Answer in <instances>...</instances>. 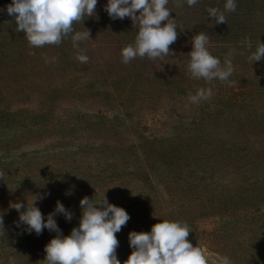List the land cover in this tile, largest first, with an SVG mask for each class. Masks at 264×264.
Masks as SVG:
<instances>
[{
    "label": "rangeland",
    "instance_id": "rangeland-1",
    "mask_svg": "<svg viewBox=\"0 0 264 264\" xmlns=\"http://www.w3.org/2000/svg\"><path fill=\"white\" fill-rule=\"evenodd\" d=\"M10 3L0 0V264L9 257L45 264L44 247L56 233L17 228L11 207L45 193L35 201L45 218L57 200L73 213L71 221L55 217L64 235L78 226L84 196L123 207L130 219L116 233L121 264L132 251L129 232L150 231L163 218L186 222L187 239L209 264L218 255L264 264V58L252 64L241 43L249 39L254 51L264 42V0H236L220 24L206 10H222L225 0L192 7L169 0L182 30L172 54L127 64L121 48L138 29L128 17L112 20L107 0L73 25L90 30L91 39L79 42L83 63L71 36L30 48L7 14ZM201 31L221 63L235 50L230 86L188 72L191 38ZM200 87L212 96L193 104L189 94Z\"/></svg>",
    "mask_w": 264,
    "mask_h": 264
},
{
    "label": "clouds",
    "instance_id": "clouds-1",
    "mask_svg": "<svg viewBox=\"0 0 264 264\" xmlns=\"http://www.w3.org/2000/svg\"><path fill=\"white\" fill-rule=\"evenodd\" d=\"M199 0H186L189 7L198 4ZM98 0H11L6 5L7 14L14 16L16 31L24 32L30 48L44 45L60 44L64 38L71 36L72 46L77 49L76 58L87 62L88 56L80 48V41L90 38V30L74 31L75 22L84 17H92ZM169 0H107L105 11L112 20L128 17L138 29L132 43L121 48L122 62L130 63L136 57L155 60L172 54L170 45L178 37L176 19L170 15L167 7ZM236 0H225L223 9L207 8V16L215 19L216 24L226 22V13L236 10ZM3 11V9H0ZM137 11L139 14H137ZM166 21V23H163ZM181 30V29H180ZM182 31V30H181ZM250 50L248 60L258 62L264 58V42L259 40L254 51H251L249 39L241 41ZM192 48L188 54L187 70L191 77L206 82L219 80L228 84L234 72L230 49L223 63L209 49V35L201 31L191 38ZM31 55L32 52L29 51ZM54 59V58H53ZM47 62V58H46ZM212 89L200 87L195 94H189L193 104L209 100ZM47 193L35 196L31 203L16 202L11 205L19 213L14 221L17 228L40 235L44 229L56 235L45 245V264H121L116 249L119 245L116 233L130 219V214L120 206L103 201H94L88 196L80 200L82 215L79 224L73 227L70 234L64 235L55 217L63 214L71 221L73 213L57 200L52 212L45 218L36 205L37 199H44ZM23 209V211H21ZM190 228L186 222L162 219L151 226L150 231L132 230L128 234L129 246L132 249L123 264H209L200 246H193L187 239ZM3 217L0 215V237H5ZM8 264H16L15 257L8 258ZM216 264H233L227 255H218Z\"/></svg>",
    "mask_w": 264,
    "mask_h": 264
}]
</instances>
